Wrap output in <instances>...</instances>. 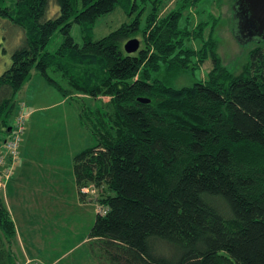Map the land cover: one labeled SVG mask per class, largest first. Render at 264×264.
<instances>
[{
	"label": "trees",
	"instance_id": "16d2710c",
	"mask_svg": "<svg viewBox=\"0 0 264 264\" xmlns=\"http://www.w3.org/2000/svg\"><path fill=\"white\" fill-rule=\"evenodd\" d=\"M169 1L0 0V14L23 31L0 75V136L9 135L16 95L34 69L64 97L109 96L94 109L73 97L93 138L73 157L76 186L107 208L90 232L95 252L112 264H264V45L233 75L217 52V19L210 29L211 21L191 20L201 0L163 12ZM117 6L132 19L95 39L97 21ZM58 32L63 41L50 51ZM133 37L140 47L128 52ZM197 55L212 59L207 77L176 86ZM16 248L0 197V264H17Z\"/></svg>",
	"mask_w": 264,
	"mask_h": 264
},
{
	"label": "rangeland",
	"instance_id": "374dc122",
	"mask_svg": "<svg viewBox=\"0 0 264 264\" xmlns=\"http://www.w3.org/2000/svg\"><path fill=\"white\" fill-rule=\"evenodd\" d=\"M237 1L201 0L196 7H191L188 10L189 14L193 15L191 20L195 25L200 21H211L208 25V29H210L213 19H217V26L213 34L218 45L217 52L222 64L233 75H239L244 71L245 66L250 62L251 50L260 44L264 45V41H261L264 38L258 39L259 37H252L242 40L239 39L236 32L238 29ZM175 3L176 0L167 2L163 12H167L170 8L174 7ZM1 6L5 5L1 4ZM9 19L4 14H0V75L10 67L13 51L23 44V31L20 28L18 29L16 25L12 27ZM131 19L132 16L127 15L121 6H117L113 12L102 16L97 21L94 30L95 39L103 37L118 28L122 23L128 22ZM208 29L207 33L209 31ZM72 34L78 41H82L78 25L75 24L73 26ZM62 41L63 36L59 32L55 33L48 49L55 51L61 45ZM193 45L196 50H199L202 46L199 40L193 41ZM195 60L198 62L195 64V69L181 73L175 80L174 84L176 86L191 85L207 77L208 72L213 66L212 59L197 55ZM55 76L63 83H66L61 73H57ZM73 97L80 98L84 102L83 104L87 103V107H92V109L96 105L103 107L110 100V97L106 95L101 96L99 99H90L85 94H73L67 97L69 99L68 101H64L62 100L60 92L49 84L40 72L36 69L32 71V77L25 82L21 91L16 95L17 107L15 116L12 118V126L16 123L21 104L26 105L27 113L31 111V114L27 116L25 132L22 135L19 147V160L11 178L17 172L20 158L34 165L35 168L33 170H37L38 168H67L66 164L71 159V151H76V149L82 147H89L93 144L91 143L93 138L89 131L85 127V129L79 128V107L81 104L75 101ZM87 107L84 106L83 108ZM7 137L0 136V145ZM5 188L0 189V197L2 198L5 193ZM88 189V194L97 200V192L99 190L97 191L92 186H89ZM87 200L92 199L89 198ZM95 204L98 213L100 210L98 206L101 204H98L96 201ZM53 247L56 248L54 244ZM16 253L20 258L21 253L17 248ZM50 255H57L56 251L52 249ZM80 256L82 257V261L75 260L79 259ZM105 257L103 254H92L90 246L84 245L79 251L68 256L59 262V264H112ZM19 258L17 259V264H33L35 260L44 263L39 259L30 257L25 258L24 261ZM28 260L31 261L28 262Z\"/></svg>",
	"mask_w": 264,
	"mask_h": 264
},
{
	"label": "crops",
	"instance_id": "0c3cea01",
	"mask_svg": "<svg viewBox=\"0 0 264 264\" xmlns=\"http://www.w3.org/2000/svg\"><path fill=\"white\" fill-rule=\"evenodd\" d=\"M62 100L69 99L62 95ZM79 122V128L85 129ZM83 148L71 151L67 168L33 170L34 165L20 158L3 200L15 222L22 261L30 257L59 264L84 245L96 254L90 236L97 218L96 204L81 198L73 170V157ZM52 249L57 255H50ZM75 260L82 261V257Z\"/></svg>",
	"mask_w": 264,
	"mask_h": 264
},
{
	"label": "water",
	"instance_id": "95a60500",
	"mask_svg": "<svg viewBox=\"0 0 264 264\" xmlns=\"http://www.w3.org/2000/svg\"><path fill=\"white\" fill-rule=\"evenodd\" d=\"M238 29L236 30L239 39L252 37L264 38V0H238L237 1ZM140 47V40L137 37L130 38L125 43L128 52H135ZM140 100L148 102L146 98ZM9 127V131H11Z\"/></svg>",
	"mask_w": 264,
	"mask_h": 264
},
{
	"label": "built area",
	"instance_id": "2783aa9c",
	"mask_svg": "<svg viewBox=\"0 0 264 264\" xmlns=\"http://www.w3.org/2000/svg\"><path fill=\"white\" fill-rule=\"evenodd\" d=\"M27 107L21 104L18 110L16 123L12 126L9 136L1 142L0 145V189L6 187L7 182L15 172V166L19 160V147L22 135L25 132V123L27 120ZM88 191V188L84 189ZM99 213L105 214L107 208L99 205ZM31 260H28V262ZM33 264H44L35 260Z\"/></svg>",
	"mask_w": 264,
	"mask_h": 264
},
{
	"label": "clouds",
	"instance_id": "9594fccd",
	"mask_svg": "<svg viewBox=\"0 0 264 264\" xmlns=\"http://www.w3.org/2000/svg\"><path fill=\"white\" fill-rule=\"evenodd\" d=\"M56 11H59V9H56ZM9 133H10V131H9Z\"/></svg>",
	"mask_w": 264,
	"mask_h": 264
}]
</instances>
